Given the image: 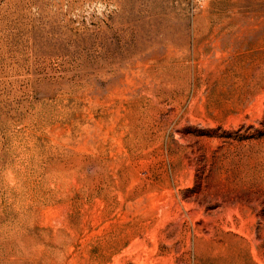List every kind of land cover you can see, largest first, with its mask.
I'll return each instance as SVG.
<instances>
[{"label": "rangeland", "instance_id": "374dc122", "mask_svg": "<svg viewBox=\"0 0 264 264\" xmlns=\"http://www.w3.org/2000/svg\"><path fill=\"white\" fill-rule=\"evenodd\" d=\"M0 264H264V0H0Z\"/></svg>", "mask_w": 264, "mask_h": 264}, {"label": "bare ground", "instance_id": "6f19581e", "mask_svg": "<svg viewBox=\"0 0 264 264\" xmlns=\"http://www.w3.org/2000/svg\"><path fill=\"white\" fill-rule=\"evenodd\" d=\"M235 241L241 243L240 246H241L242 248L245 249V248L247 247V244H246L242 239H237V240H235ZM252 250H253V252H255V249H254V248H252ZM224 251H225V252H228V253L231 252V250H230L229 248H225Z\"/></svg>", "mask_w": 264, "mask_h": 264}]
</instances>
